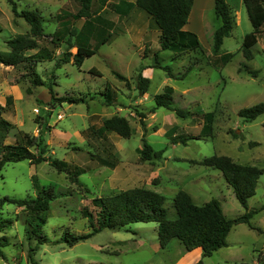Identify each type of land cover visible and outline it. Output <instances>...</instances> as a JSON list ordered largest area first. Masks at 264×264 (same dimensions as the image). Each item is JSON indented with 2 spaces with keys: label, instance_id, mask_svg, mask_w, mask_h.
I'll return each instance as SVG.
<instances>
[{
  "label": "rangeland",
  "instance_id": "1",
  "mask_svg": "<svg viewBox=\"0 0 264 264\" xmlns=\"http://www.w3.org/2000/svg\"><path fill=\"white\" fill-rule=\"evenodd\" d=\"M13 1L17 11L37 8L47 33L57 26L55 16L61 8L72 12L78 9L76 0ZM225 1L236 23L230 35L223 38L218 53L211 51L213 30L219 23L213 0H194L185 25L197 34L202 51L177 56L171 50L159 51L158 60L169 65L174 76L153 66L158 27L139 7L130 9L122 21L108 6L97 9L110 20L105 27L112 37L100 43L81 66L71 61L59 66L54 61L37 65L43 79L51 77L56 97L75 95L80 98L77 102H58L45 86H32L23 76L25 69L21 65L0 64V103L4 104L11 95L13 104L12 109L2 113L14 125L5 142H13L17 131L42 134L45 155L66 164L58 170L47 161L31 163L23 159L2 166L0 197L36 196L33 177L45 188L52 186L57 196L50 200L44 213L41 232L46 239L42 243L26 230V213L21 206L2 205L0 220L10 218L13 222L0 232L9 240L2 248L0 264H264V206L260 208L264 204V113L251 121H244L237 113L242 107L264 101V24L251 48L253 58L246 59L241 45L252 26L245 6L242 0ZM82 22L76 20L75 26L79 28ZM28 31L29 24L14 14L12 4L0 0V50L8 48V38ZM94 41V36H90L89 43ZM64 46L62 43L56 53L62 52ZM140 66L142 74L149 78L144 93L137 89ZM188 66L189 71L182 75ZM249 70H256V74ZM114 72L127 80L116 77ZM167 85L173 89V107L186 109V116L165 107L149 111L154 106L153 96ZM207 111L214 112L210 133L203 130L206 121L202 114ZM138 112L146 114L144 125ZM113 115L127 119L130 136L121 137L114 132L92 135L89 127L100 128L102 119ZM142 137L154 150L161 151L160 157L140 159ZM183 137L187 139L183 141ZM104 138L112 145L108 159L116 160L114 167L99 163V157L105 155L101 151ZM212 154L228 155L236 162L263 168L255 193L247 199L249 208H259L250 222L260 230L246 223L234 224L227 234V244L208 256L198 249L187 250L177 238L160 247L156 221L131 222L123 228L105 227L72 245L66 243V232L77 235L91 230L82 210H95L92 199L133 186L162 193L169 218L175 217L173 196L178 189L188 191L197 204L217 199L229 218L241 214L244 208L221 171L197 163ZM76 169L80 170L78 175Z\"/></svg>",
  "mask_w": 264,
  "mask_h": 264
},
{
  "label": "trees",
  "instance_id": "2",
  "mask_svg": "<svg viewBox=\"0 0 264 264\" xmlns=\"http://www.w3.org/2000/svg\"><path fill=\"white\" fill-rule=\"evenodd\" d=\"M12 4V11L15 15L21 16L29 24V31L24 34H17L6 40L7 49L0 50V64L6 66L24 67L23 74L32 86H45L52 99L58 102H77L80 98L75 95L56 97L53 92L51 77L43 79L37 71V65L44 61H54L55 66L71 61L77 66H81L84 59L93 55L100 43L109 41L112 32L105 27V22L110 20L101 15L100 10L106 6L118 13L119 21L133 7L143 9L155 21L158 27L157 44L154 50V67L165 70L170 76H174L169 65H163L158 60L160 50H171L177 55L190 52L202 51V45L197 34L185 28L191 12L194 0H119L110 2L109 0H76L78 9L75 12L61 8L56 14L57 26L51 33L44 31L43 16L37 8L17 11L13 0H8ZM214 1L215 19L219 21L213 30L211 51L218 53L225 36L230 35L235 24V18L230 5L225 0ZM245 6L252 30L245 33L241 50L246 59L253 58L252 46L257 42L261 34V27L264 24V0H242ZM95 5V6H94ZM100 10H97V9ZM82 19L83 22L78 28L75 21ZM113 22V21H112ZM122 27H123V23ZM264 32V31H263ZM90 36H94V43H89ZM48 38V39H47ZM65 44L64 50L56 53V49L61 44ZM75 47V51L70 49ZM231 53L226 55V60ZM140 66L137 74V89L140 93L147 91L149 78L141 72ZM190 66L182 73L189 71ZM252 75L256 70H249ZM116 77L127 80L118 72H114ZM30 91V88H27ZM173 89L167 85L165 88L153 96L154 106L149 111L153 112L157 107L172 109L179 116H186L188 111L184 108L173 107ZM11 95L6 98L4 104L0 103V170L9 161L29 160L31 163L47 161L56 169L62 170L66 165L62 160L45 155L46 143L42 134L35 136L24 131H17L13 142H5V139L14 128V125L6 119L2 113L12 109ZM238 115L244 121H251L259 114L264 113V101L250 106L242 107L238 110ZM140 122L144 125L143 117L145 113L138 112ZM206 123L203 130L210 133L213 111L202 114ZM92 135L103 136L105 132H114L121 137L131 135V127L124 116L113 115L102 119L100 128L89 127ZM103 138V137H102ZM105 139V138H104ZM183 141L186 140L184 137ZM103 157H99L100 164H108L111 167L116 165V160L108 159L112 145L107 140H102ZM161 151L154 150L153 147L142 137V148L140 149V159L146 160L160 157ZM197 163L210 166L221 171L226 183L232 188L235 198L244 211L236 217L229 218L223 212L220 202L212 198L204 203L197 204L193 201L191 194L178 189L173 196V206L175 217L167 216V208L164 205L165 196L153 189L133 186L126 189L98 196L92 199L95 210L91 211L84 207L83 216L87 218L91 230L84 234H73L66 232L64 239L67 244L72 245L77 241L84 240L102 228H123L131 222L156 221L157 238L159 246L164 248L169 241L177 238L187 250L200 248L203 256H208L218 248L227 244L226 237L234 224L246 223L251 228L260 230L250 222L253 215L259 208H249L247 199L255 193L257 181L263 172V168L247 163L234 161L230 156L224 154H212L203 157ZM79 169L75 170L78 175ZM33 184L37 190V195L26 198H16L8 195L0 197V208L4 203H14L21 206L25 211L26 230L34 236L39 243L46 239L41 228L45 223L44 213L49 208L50 200L57 194L52 186L45 188L39 185L37 179L33 177ZM264 204L260 207L262 208ZM13 220L5 218L0 220V232L12 225ZM9 240L6 235H0V255H3L2 248L8 245ZM30 248L28 256L31 259ZM198 261L196 264H199ZM237 264H248L239 262Z\"/></svg>",
  "mask_w": 264,
  "mask_h": 264
},
{
  "label": "crops",
  "instance_id": "3",
  "mask_svg": "<svg viewBox=\"0 0 264 264\" xmlns=\"http://www.w3.org/2000/svg\"><path fill=\"white\" fill-rule=\"evenodd\" d=\"M128 1H133V0H128ZM136 8V6H133L132 8H131V10H133V9H135ZM213 9H214V1H213ZM146 13V12H145ZM128 14V13H127ZM236 23V22H235ZM258 38H259V36H258ZM258 41V40H257ZM264 50V49H263ZM195 249H198L199 251H201V249L200 248H195ZM199 251H198V253H199ZM202 252V251H201Z\"/></svg>",
  "mask_w": 264,
  "mask_h": 264
}]
</instances>
